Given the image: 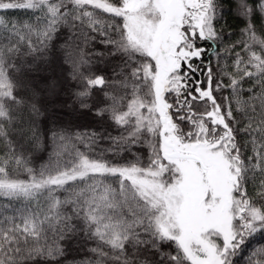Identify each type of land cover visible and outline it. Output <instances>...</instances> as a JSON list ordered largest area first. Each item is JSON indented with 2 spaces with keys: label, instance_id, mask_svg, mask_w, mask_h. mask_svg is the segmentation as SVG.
Wrapping results in <instances>:
<instances>
[{
  "label": "snow or ice",
  "instance_id": "1",
  "mask_svg": "<svg viewBox=\"0 0 264 264\" xmlns=\"http://www.w3.org/2000/svg\"><path fill=\"white\" fill-rule=\"evenodd\" d=\"M0 264H264V0H0Z\"/></svg>",
  "mask_w": 264,
  "mask_h": 264
},
{
  "label": "trees",
  "instance_id": "2",
  "mask_svg": "<svg viewBox=\"0 0 264 264\" xmlns=\"http://www.w3.org/2000/svg\"><path fill=\"white\" fill-rule=\"evenodd\" d=\"M228 23L231 25V31H233V33H238L239 32V25H238V22L233 19L231 17V15L228 16ZM112 134L113 135H116L117 133L115 131H112Z\"/></svg>",
  "mask_w": 264,
  "mask_h": 264
}]
</instances>
